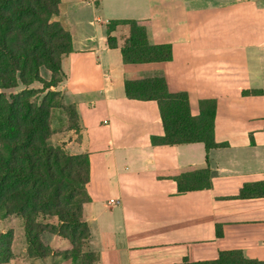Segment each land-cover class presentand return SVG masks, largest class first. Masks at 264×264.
<instances>
[{"label": "crops", "instance_id": "obj_1", "mask_svg": "<svg viewBox=\"0 0 264 264\" xmlns=\"http://www.w3.org/2000/svg\"><path fill=\"white\" fill-rule=\"evenodd\" d=\"M56 20L71 33L72 52L55 90L75 107L79 130L55 132L53 119L51 142L89 157L84 213L97 264L199 263L232 251L264 262V197H240L264 182V0H60ZM120 20L171 45L172 60L125 64L108 46L107 25ZM153 77L186 93L193 116L215 100V141L224 146H154L164 136L158 103L125 90L127 80ZM205 169L210 188L179 192L178 178ZM46 242L69 248L55 236Z\"/></svg>", "mask_w": 264, "mask_h": 264}, {"label": "trees", "instance_id": "obj_2", "mask_svg": "<svg viewBox=\"0 0 264 264\" xmlns=\"http://www.w3.org/2000/svg\"><path fill=\"white\" fill-rule=\"evenodd\" d=\"M60 0H0V264L17 259L16 222L28 260L42 264H97L92 233L84 206L90 202V160L87 154L70 155L52 145V120L57 110L68 117L67 130H79L73 105L64 103L55 89L65 80L62 58L72 52V36L56 18ZM108 46L120 49L125 64L164 63L172 60L171 45H154L146 26L134 20L110 21ZM43 73H49L47 80ZM128 98L156 101L164 129L153 137L154 146L215 141V100L200 103V115L191 113L186 93H171L163 77L127 80ZM69 106V109H66ZM179 192L211 187L208 169L182 175ZM241 198L264 197V182L245 186ZM55 236L67 250L46 242ZM181 264H264L242 252L221 253L214 261Z\"/></svg>", "mask_w": 264, "mask_h": 264}, {"label": "rangeland", "instance_id": "obj_3", "mask_svg": "<svg viewBox=\"0 0 264 264\" xmlns=\"http://www.w3.org/2000/svg\"><path fill=\"white\" fill-rule=\"evenodd\" d=\"M66 109H69V106H66ZM68 117L72 120V123L75 119L74 115L68 113L67 111L57 110L54 114L53 119L55 120V132L58 130H63L65 128L69 127L68 124ZM67 120V121H65ZM53 125V120H52ZM4 223L0 222V232L4 230ZM16 232H17V241L15 245V253L17 255V259L12 261L10 264H33V262L27 260L26 254H23L24 252V245L21 242V232H19L18 224L16 222ZM51 264V262H49ZM53 264V263H52Z\"/></svg>", "mask_w": 264, "mask_h": 264}, {"label": "built area", "instance_id": "obj_4", "mask_svg": "<svg viewBox=\"0 0 264 264\" xmlns=\"http://www.w3.org/2000/svg\"><path fill=\"white\" fill-rule=\"evenodd\" d=\"M118 203H119L118 201H114V200H112V201H110L109 204H114V205H116V204H118Z\"/></svg>", "mask_w": 264, "mask_h": 264}]
</instances>
